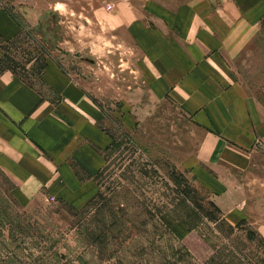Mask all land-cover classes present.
Masks as SVG:
<instances>
[{"label":"rangeland","instance_id":"obj_1","mask_svg":"<svg viewBox=\"0 0 264 264\" xmlns=\"http://www.w3.org/2000/svg\"><path fill=\"white\" fill-rule=\"evenodd\" d=\"M152 2L0 0L19 26L0 37V71L47 93L39 74L56 63L109 136L92 184H16L0 168V264H264V160L256 171L202 164L221 184L199 182L202 132L153 96L132 35L166 33Z\"/></svg>","mask_w":264,"mask_h":264},{"label":"crops","instance_id":"obj_2","mask_svg":"<svg viewBox=\"0 0 264 264\" xmlns=\"http://www.w3.org/2000/svg\"><path fill=\"white\" fill-rule=\"evenodd\" d=\"M156 1L149 13L166 33L140 27L132 35L153 96L170 98L202 132L199 182L221 184L202 164L256 171L264 160V0ZM18 29L0 16L1 38ZM39 82L47 93L0 71L1 170L16 184H92L109 144L101 109L54 62Z\"/></svg>","mask_w":264,"mask_h":264}]
</instances>
